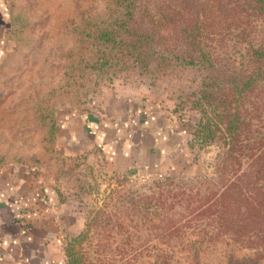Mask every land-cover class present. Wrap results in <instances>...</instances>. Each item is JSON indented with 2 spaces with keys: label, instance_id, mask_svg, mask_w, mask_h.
<instances>
[{
  "label": "rangeland",
  "instance_id": "1",
  "mask_svg": "<svg viewBox=\"0 0 264 264\" xmlns=\"http://www.w3.org/2000/svg\"><path fill=\"white\" fill-rule=\"evenodd\" d=\"M4 1L8 24L0 48V177L4 184H17L23 173L28 175L25 193L28 186L45 190L41 196L48 193L47 201L29 208L21 201L20 210L30 209L32 217L20 216L10 204L0 208L11 224L25 218L14 230L1 228L20 247L14 258L12 248L3 247L4 260L9 259L5 264H68V248L83 256L79 264H156L157 259L162 264L166 247L157 240L148 244L145 229L130 231L139 242L119 245L124 233L103 229L98 221L114 220L120 201L128 207L130 195L149 192L153 182L165 176L193 179L213 172L216 148L199 149L192 135L199 114L190 95L202 71L174 68L164 73L154 65L159 55L148 67L130 60L131 48L98 40L97 31L127 26L121 0ZM151 1L166 12V0ZM144 2L141 6H149ZM149 13L154 14L144 7L138 16L161 34V15L159 25ZM224 43L233 45L227 39ZM162 47L157 45L156 52ZM127 107L134 108L131 113L147 109L156 114L157 119L142 125L145 131L181 132L169 140L176 149L160 153L165 160L156 168L118 174L97 149L68 153L58 144L56 128L63 115L111 114ZM109 236L115 241L105 245L102 239ZM220 252L207 253L203 264L219 262Z\"/></svg>",
  "mask_w": 264,
  "mask_h": 264
},
{
  "label": "trees",
  "instance_id": "2",
  "mask_svg": "<svg viewBox=\"0 0 264 264\" xmlns=\"http://www.w3.org/2000/svg\"><path fill=\"white\" fill-rule=\"evenodd\" d=\"M141 1L121 0L127 26L97 31L95 37L131 48L130 60L148 67L159 55L154 65L164 73L202 71L190 95L199 114L193 141L217 153L210 175L165 176L149 192L130 195L128 207L120 201L114 220L98 222L124 233L119 245L139 242L130 231L145 229L147 243L157 240L166 247L162 264H203L216 249L221 251L216 264H264V0H166L164 13L151 0L144 2L149 6ZM144 7L159 25L161 15V34L138 16ZM66 256L68 264L83 263L74 249Z\"/></svg>",
  "mask_w": 264,
  "mask_h": 264
},
{
  "label": "crops",
  "instance_id": "3",
  "mask_svg": "<svg viewBox=\"0 0 264 264\" xmlns=\"http://www.w3.org/2000/svg\"><path fill=\"white\" fill-rule=\"evenodd\" d=\"M7 15L5 1L0 0V48L4 44V34L7 30ZM131 101L128 102L131 103ZM130 108L127 107L124 112L113 111L111 114L103 112L99 114L67 113L60 118L56 128L58 144L62 143L68 153H81L88 149H97L100 155L110 159L114 170L118 174H129L136 169L142 171L152 170L165 160L160 153H165V150L170 149V147L176 149L177 145L175 143L171 146L169 143L175 135L179 136L181 132H173L168 129L162 130V134L160 133L161 130L155 132L145 131L142 125L157 119L156 114L147 109L140 110L138 108L137 112L131 113L134 108ZM143 135L145 136L144 139ZM168 158L170 159V157ZM151 159L155 160L156 163H152ZM150 165L154 167L150 168ZM27 176L23 173L20 174L19 179L15 180L17 184L11 182L4 184L2 177H0V208L5 204H10L20 216L32 217L33 213L30 209L28 211L20 210L21 201L26 200V207L28 208L35 203L39 204L40 201H47L48 193L45 192L41 196V193L45 190H40V188L36 187L37 189L34 190L33 187L28 186L31 193L29 194V191L25 193L23 183L24 179H28ZM11 212L13 213V211ZM24 221L25 218H20V220L13 222L16 224H11L6 211L0 210V264L9 262V259L4 260L6 258L5 246L12 248L11 257L20 248L16 242L10 241L9 232L5 235L2 229L14 230L17 228V224H22Z\"/></svg>",
  "mask_w": 264,
  "mask_h": 264
}]
</instances>
